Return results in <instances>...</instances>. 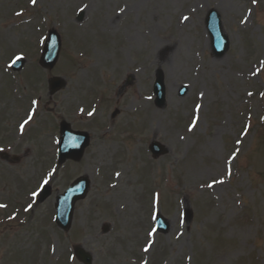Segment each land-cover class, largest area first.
<instances>
[{
  "label": "rangeland",
  "instance_id": "obj_1",
  "mask_svg": "<svg viewBox=\"0 0 264 264\" xmlns=\"http://www.w3.org/2000/svg\"><path fill=\"white\" fill-rule=\"evenodd\" d=\"M210 10L230 40L219 58ZM51 29L62 48L44 71ZM52 78L66 81L53 96ZM63 121L92 141L59 167ZM0 152V264H80L76 246L93 264H264V0H0ZM80 177L90 192L64 233L55 199Z\"/></svg>",
  "mask_w": 264,
  "mask_h": 264
},
{
  "label": "water",
  "instance_id": "obj_2",
  "mask_svg": "<svg viewBox=\"0 0 264 264\" xmlns=\"http://www.w3.org/2000/svg\"><path fill=\"white\" fill-rule=\"evenodd\" d=\"M81 19V18H79ZM206 27L208 33L211 37L212 49L215 57H222L227 52L229 47L228 38L223 34L221 27V19L216 11H211L208 14L206 20ZM61 49V42L58 34L55 31H50L46 46L44 48L43 55L40 60V65L45 69H53L56 65L59 53ZM24 62L17 61L15 63V70L19 71L23 67ZM52 92L58 91L63 87V83L58 79H53L50 82ZM186 90L182 89L180 95H185ZM154 94L156 95V105L159 108L165 106V86L163 82V76L161 73L158 74L157 81L154 86ZM69 128H62V141L59 146V163L63 164L67 159L74 161H79L83 155L85 148L87 147L88 138L85 134H81L79 140L75 144H66L64 141V136L68 133ZM150 150L154 155V158H159L160 156L166 155L167 150L157 143H153L150 146ZM89 188V182L86 179L78 180L64 196L57 199L56 203V222L58 226L64 230L68 231L71 227L74 205L78 200L85 198ZM50 196V188L46 187L43 189L40 201H44ZM186 217L188 221L191 219V213L186 212ZM157 229L161 233H167L169 226L166 221L159 216L157 218ZM107 231V230H106ZM77 259L83 264H92V258L89 254L85 253L83 250L77 248L75 251Z\"/></svg>",
  "mask_w": 264,
  "mask_h": 264
},
{
  "label": "snow or ice",
  "instance_id": "obj_3",
  "mask_svg": "<svg viewBox=\"0 0 264 264\" xmlns=\"http://www.w3.org/2000/svg\"><path fill=\"white\" fill-rule=\"evenodd\" d=\"M36 0H32V3L35 4ZM17 59H19V57H17ZM89 115H91V113H89ZM45 183H47V181H45ZM211 187V185H209ZM33 195H36L35 193H33ZM0 207H4V205H0ZM151 235V233H150ZM147 250V249H146Z\"/></svg>",
  "mask_w": 264,
  "mask_h": 264
}]
</instances>
